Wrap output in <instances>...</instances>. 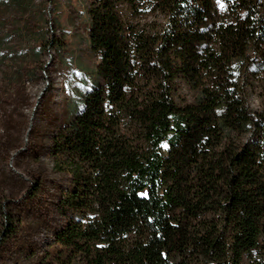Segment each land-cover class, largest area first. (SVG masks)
Here are the masks:
<instances>
[{"label":"trees","instance_id":"trees-1","mask_svg":"<svg viewBox=\"0 0 264 264\" xmlns=\"http://www.w3.org/2000/svg\"><path fill=\"white\" fill-rule=\"evenodd\" d=\"M83 1L99 62L59 114L22 113L44 37L0 40V262L264 264V0Z\"/></svg>","mask_w":264,"mask_h":264},{"label":"rangeland","instance_id":"rangeland-1","mask_svg":"<svg viewBox=\"0 0 264 264\" xmlns=\"http://www.w3.org/2000/svg\"><path fill=\"white\" fill-rule=\"evenodd\" d=\"M88 25L83 0H0V40L5 36L9 37L4 48H12L16 52L15 63L26 59L31 54V48L42 40V36L47 42L40 57L39 74L42 79L38 83L29 82L25 85L26 93H29L33 101V105L22 111L28 118L29 125L36 121L39 106L45 99L57 114L65 110L69 97L65 83L70 76L78 71L89 76L98 64L99 59L88 44ZM57 40L63 48L62 53L56 51ZM0 85H3L1 78ZM4 90L7 92V88ZM185 93L189 95V92ZM249 101L251 107L260 105V102L252 97ZM5 108L8 111L12 110L11 106ZM22 139L26 145L28 143L26 136ZM44 164L48 169L51 168L49 160L45 159ZM8 171L24 175L13 168L11 161L0 162V173ZM4 224L5 220L0 215V231ZM50 241V236L46 238L42 235L39 237L38 245L44 250L48 248ZM13 248V253L7 252L5 262L2 261L0 264H16V261L27 264L23 248L16 245Z\"/></svg>","mask_w":264,"mask_h":264}]
</instances>
